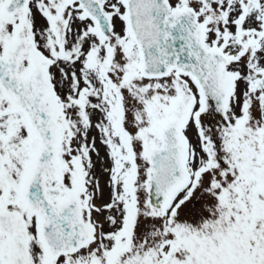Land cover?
Returning a JSON list of instances; mask_svg holds the SVG:
<instances>
[{"label":"snow or ice","instance_id":"snow-or-ice-1","mask_svg":"<svg viewBox=\"0 0 264 264\" xmlns=\"http://www.w3.org/2000/svg\"><path fill=\"white\" fill-rule=\"evenodd\" d=\"M0 264H264V0H0Z\"/></svg>","mask_w":264,"mask_h":264}]
</instances>
